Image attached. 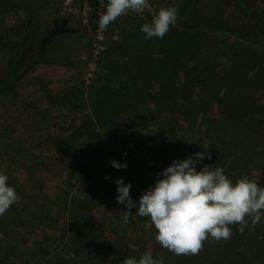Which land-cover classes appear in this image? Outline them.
Masks as SVG:
<instances>
[{
  "label": "rangeland",
  "instance_id": "obj_1",
  "mask_svg": "<svg viewBox=\"0 0 264 264\" xmlns=\"http://www.w3.org/2000/svg\"><path fill=\"white\" fill-rule=\"evenodd\" d=\"M88 4V0H0V172L20 197L0 216V264H122L130 257L139 260L145 252L163 258L164 264H264V218L254 229L249 220L243 234L233 226L227 241L209 238L198 255L177 256L159 245L154 226L145 227L149 219L135 214L138 207L129 210L117 203L116 180L131 184L130 196L138 203L143 192L162 178L158 173L173 161H182L176 160L178 154L196 159V153L212 148L201 147L206 140L199 143L205 137L204 127L187 133L181 120L160 109L157 116L152 106L129 112V121L125 114H117L106 125L104 137L89 122L93 91L116 78L114 73L122 74V51L128 57L134 53L137 62L160 58L154 45L146 48L140 41L145 36L141 27L151 23L160 7H178L177 24L167 38L172 30L189 35L219 31H215L219 57L214 63L221 74L230 53L244 46L261 49L264 0H150L143 15L129 12L107 29L98 23L104 13L100 5L93 31L87 24ZM54 19H65L78 32L52 38L37 53ZM110 45L121 47L120 57L104 58L102 52ZM178 63L182 80L193 62L184 53ZM148 83L149 90L158 94L161 81L150 77ZM182 89L176 94L178 103L186 97ZM198 90L196 86L191 99L197 98ZM142 91L132 90V99L145 98ZM256 98L264 102V91ZM209 117L219 118L216 111ZM175 120L180 125L173 129L177 143H188L186 135L194 136L188 147L164 146ZM106 145L115 154L107 155ZM232 148L240 155L250 147ZM252 148L253 162L219 163L233 183L248 178L261 184L258 161L264 147ZM159 149L164 150L162 160L153 157ZM225 149L229 152L230 147ZM111 161L128 167L117 170ZM208 165L204 155L196 170Z\"/></svg>",
  "mask_w": 264,
  "mask_h": 264
},
{
  "label": "trees",
  "instance_id": "obj_2",
  "mask_svg": "<svg viewBox=\"0 0 264 264\" xmlns=\"http://www.w3.org/2000/svg\"><path fill=\"white\" fill-rule=\"evenodd\" d=\"M88 2L87 24L90 31H93L97 26L95 20L99 6L101 5L100 9L105 12L108 0ZM189 5L188 8L192 10L193 4ZM215 31L189 35L183 31L172 30L171 35L168 38L165 36L162 41L158 38L155 41L140 39L146 48L155 46V53H158L160 58L153 61L145 57L137 62L133 58L134 53L128 57L122 51L120 62L122 74H118L117 77L114 71L110 72L116 77L110 79L112 83L110 81L103 83L97 86L95 92L93 91L94 102L90 107L92 119H89V122L102 131L104 137L108 131L106 125L109 122L111 124L117 114H125L129 121V112L142 108L148 110L152 106L157 116L160 115V109L172 115L174 119L181 120L186 125L187 133L192 132L193 128L204 127L205 137L201 138L199 143L206 140L207 144L204 146L203 142L201 147H212L206 148L204 152L205 160L212 170L217 168L219 163L234 166L235 163L243 165L253 162L252 147H264V102L258 103L256 98L264 91V30L261 49L257 51L254 47L244 46L243 50L230 53L229 57H226L228 62L221 74L216 72L214 63L215 58L219 57L220 45L219 35ZM77 32L78 29L67 26L65 19L52 20L51 27L38 44L37 53L43 52L52 38ZM110 46L102 52V55L106 53L104 58L109 60L112 56L120 57L121 47ZM184 53L190 56L193 64L181 80L178 60ZM150 77H156L161 81L160 94L149 90ZM140 82L144 83L140 85ZM196 86L199 88L196 91L197 98L191 99L190 94L195 92ZM140 87L145 98L141 101L132 99V90H138ZM179 89L184 92L182 96L186 95L181 103L176 100ZM132 104L139 106L133 108ZM214 110L219 116L217 119L209 117V113L215 112ZM104 113L108 116L106 120ZM176 120L170 128L169 143L164 146L171 149L188 147L192 144L194 136L186 135L187 139H191L188 143L182 140L177 143L173 129L179 128L180 125ZM166 121L170 123L168 119ZM99 134L100 132L97 133V137ZM89 137L93 140L94 136ZM97 147H101V143H98ZM105 147L107 155L115 154L110 151L111 146ZM226 147H230L229 152ZM232 147L250 148L248 150L243 148L244 152L238 155L234 153ZM162 152L164 150H157L153 157L162 160L160 157ZM228 153H233L235 157L230 158ZM208 154L211 155L210 160L207 158ZM260 157L258 165L261 184L258 185L264 188V149L260 151ZM187 158L178 154L176 160Z\"/></svg>",
  "mask_w": 264,
  "mask_h": 264
},
{
  "label": "clouds",
  "instance_id": "obj_3",
  "mask_svg": "<svg viewBox=\"0 0 264 264\" xmlns=\"http://www.w3.org/2000/svg\"><path fill=\"white\" fill-rule=\"evenodd\" d=\"M150 0H108L106 11L101 14L99 26L107 29L119 17L129 12L143 15L150 8ZM178 20V7H160L151 23H145L141 32L146 40L153 37L163 39L175 27ZM126 155V153H125ZM204 153H196V159L189 157L173 161L153 187L143 192L138 203L130 196L131 184L122 179L116 180L117 203L124 204L135 213L148 218L154 226L155 239L161 247L177 256H195L204 248L209 238L219 242L231 239L233 226L243 234L251 220L254 229L264 218V188L255 181L241 178L235 183L225 175V169L204 166L199 172L196 164L202 161ZM207 158L210 160L211 155ZM117 170L128 167L111 161ZM9 177L0 172V216L20 197L8 185ZM105 179H108L106 177ZM131 214L130 211L125 212ZM122 264H164L163 258L156 259L151 252H145L139 260L126 258Z\"/></svg>",
  "mask_w": 264,
  "mask_h": 264
},
{
  "label": "built area",
  "instance_id": "obj_4",
  "mask_svg": "<svg viewBox=\"0 0 264 264\" xmlns=\"http://www.w3.org/2000/svg\"><path fill=\"white\" fill-rule=\"evenodd\" d=\"M87 1V0H86Z\"/></svg>",
  "mask_w": 264,
  "mask_h": 264
}]
</instances>
